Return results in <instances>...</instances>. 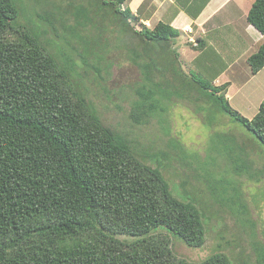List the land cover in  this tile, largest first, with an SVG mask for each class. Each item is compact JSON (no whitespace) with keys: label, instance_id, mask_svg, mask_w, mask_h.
<instances>
[{"label":"trees","instance_id":"16d2710c","mask_svg":"<svg viewBox=\"0 0 264 264\" xmlns=\"http://www.w3.org/2000/svg\"><path fill=\"white\" fill-rule=\"evenodd\" d=\"M247 22L264 34V0L253 1ZM178 35L162 22L140 24L127 0H0V264H231L222 252L179 258L162 232L188 248H201L207 233L200 209L174 195L186 180L164 177L171 164L159 160L163 153L190 171L173 140L148 153L104 124L88 99L85 75L92 69L103 81L107 56L125 48L140 74L131 89L134 126L158 118L156 89L169 83L225 103L228 84L158 74L150 55H177ZM246 62L253 76L264 68V42ZM225 105L264 146V99L251 120Z\"/></svg>","mask_w":264,"mask_h":264},{"label":"rangeland","instance_id":"374dc122","mask_svg":"<svg viewBox=\"0 0 264 264\" xmlns=\"http://www.w3.org/2000/svg\"><path fill=\"white\" fill-rule=\"evenodd\" d=\"M116 36V33L109 35L113 45L118 39ZM263 42H258L256 49ZM126 52L109 53L102 67L110 66L100 72L103 81L96 80L92 69L85 77L84 69L79 72L89 89L88 99L104 124L122 134L127 133L145 150L152 148L148 153L164 150L172 139L175 148L179 149H175L179 151L178 160L191 163L188 171L176 163L175 153L173 156L163 153V158H159L171 164L163 169L169 182L178 186L186 180L185 185L173 189L177 192L174 195L193 202L200 209L207 231L201 248H188L163 230L169 235L173 252L188 262H200L214 252H222L231 264H264V146L222 109L227 103L232 114L251 120L264 99V69L253 76L247 62L239 61L222 79L231 82L228 83L230 99L225 103L205 97L198 101L194 93L197 88L185 96L177 84L159 86L155 96L160 101L158 118L148 125L134 126L128 115L133 99L131 89L140 83V74L124 60ZM173 54L168 51L163 55L157 52L155 56L150 55L160 65L158 74L168 77L186 74L188 80L192 76L211 80L212 76L205 74L200 66L192 64L188 68V53H183V59H180L182 55Z\"/></svg>","mask_w":264,"mask_h":264},{"label":"crops","instance_id":"0c3cea01","mask_svg":"<svg viewBox=\"0 0 264 264\" xmlns=\"http://www.w3.org/2000/svg\"><path fill=\"white\" fill-rule=\"evenodd\" d=\"M253 1L127 0V5L139 23L149 29L162 22L177 30L172 49L182 55L180 59L188 53V68L192 64L200 66L212 76L213 84L220 86L231 83L222 79L239 61L246 62L256 52V44L264 41V34L247 22ZM229 88L225 94L228 101Z\"/></svg>","mask_w":264,"mask_h":264}]
</instances>
